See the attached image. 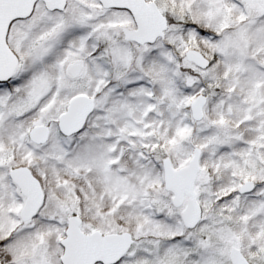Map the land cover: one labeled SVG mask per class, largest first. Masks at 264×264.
<instances>
[{
  "label": "snow or ice",
  "instance_id": "snow-or-ice-1",
  "mask_svg": "<svg viewBox=\"0 0 264 264\" xmlns=\"http://www.w3.org/2000/svg\"><path fill=\"white\" fill-rule=\"evenodd\" d=\"M0 264H264V0H0Z\"/></svg>",
  "mask_w": 264,
  "mask_h": 264
}]
</instances>
